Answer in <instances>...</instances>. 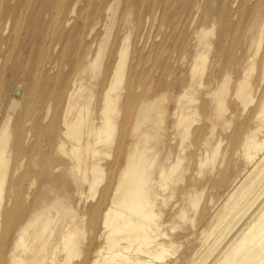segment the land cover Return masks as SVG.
Here are the masks:
<instances>
[{"label": "bare ground", "instance_id": "1", "mask_svg": "<svg viewBox=\"0 0 264 264\" xmlns=\"http://www.w3.org/2000/svg\"><path fill=\"white\" fill-rule=\"evenodd\" d=\"M119 1L107 8L105 35L95 50L77 55L80 73L67 91L58 95L50 79L42 83L39 77L46 68L36 67L33 75L39 80L31 78L28 90L19 91L24 106L17 129L11 128V116L0 127V264L5 259L8 264H75L84 246H91L86 243L88 217L103 225L104 232L97 237L105 239L92 264H179L181 245L174 228L170 226L171 233L160 230L166 225L160 220L163 210L193 227L199 210L201 218L211 215L213 225L201 229L200 247L189 253L187 264H211L220 246L212 264H264V0L241 1L234 11L230 10L234 1L227 4L229 21L223 32H215L213 20L210 26H197L190 54L176 60L183 66L177 77L168 63L178 38L166 50L174 29L150 65L132 38L127 18L124 33L108 46ZM206 17L205 13L203 22ZM166 51V63L153 81ZM166 70L180 88L172 99L158 91ZM58 76L51 78L58 82ZM63 93L60 127L54 126L55 121L49 126L57 130L58 157L52 159L53 165L40 168L39 152L24 155L29 131L25 134L23 129L30 123L26 115L37 112L42 98L60 100ZM171 101L174 106L169 111ZM17 103L14 100L13 107ZM112 154L117 163L123 161L116 170L115 165L103 163ZM191 163L192 179L214 173L212 187L223 190L220 204L212 198L207 201L214 207L219 204L214 214L207 204L201 207L205 187L186 193L182 188L174 198ZM36 167L38 176L48 178L39 183L31 178L23 190V179ZM60 167L85 186L92 199L99 195L97 205L85 209L79 219L70 216L68 223L67 205L55 206L51 187L55 177L66 183L62 172L54 175ZM48 193L53 195L51 203L45 199ZM63 198L67 200L66 193ZM182 200L186 204L179 208ZM238 225V233L229 237ZM16 227L14 244L4 249L5 239ZM86 263L87 257L80 264Z\"/></svg>", "mask_w": 264, "mask_h": 264}, {"label": "rangeland", "instance_id": "2", "mask_svg": "<svg viewBox=\"0 0 264 264\" xmlns=\"http://www.w3.org/2000/svg\"><path fill=\"white\" fill-rule=\"evenodd\" d=\"M233 1L235 4L233 9H230L231 11H234L235 7L245 0H120L117 4L115 16L112 19V23L114 22V24L110 31L108 46L111 47L115 39H118L124 33L123 27L128 19L133 28L132 38L135 39L138 49H143L144 61L145 63L147 62V65H150L157 60L161 49L174 29L166 50L169 51L172 48L173 39L178 38L168 63V70L174 67V76L177 77L181 73L183 66L181 63L176 65V60L184 53L187 56L190 54L191 39L196 27L200 24L210 26L213 20L216 23V33L218 31H225V23L229 21L226 8ZM115 4V0H0V127L4 120L11 116V128L13 127V130L17 129L18 123L22 119L21 117H23L22 111L24 106L22 100L20 101L18 97L19 91L26 87V90H28L31 78L34 77L36 80H39L37 76L33 75V70L36 67L45 66L46 68L45 73L39 77L42 83L50 79V83H52L51 87H56L58 95L63 90L64 92L67 91L69 83L73 80L75 74L78 76L80 73L81 57L78 61L77 55H84L88 49L94 51L96 45L98 46L100 38L104 37L106 31L103 23L107 21V8ZM205 13L207 17L205 18L206 21L203 22ZM96 21H99V23L94 27ZM92 27L94 29L91 31ZM179 30L181 31L180 35H178ZM228 30L230 31V27ZM144 45L145 48H143ZM167 51L159 61L158 72L154 73L153 81L157 80L160 70L163 69L166 63L168 57ZM168 70H166L165 76L158 86V91L168 94L172 99L177 96L180 88L177 84L172 83L174 81L171 78H168ZM56 75H59L58 82L51 78ZM168 81L171 84H168ZM59 98L60 100L49 98L48 96L42 98L43 100L40 103L39 109L37 112L35 111L36 114L34 112L26 115L30 123L26 124L23 129V133L25 134L29 131L23 142L25 150H27L24 155L30 156L35 152H39L37 160L39 161L40 168L53 165L52 159L58 157L55 150L57 130H51L49 126L51 122L55 121L54 126L60 127L59 118L65 94L63 93L62 97ZM14 100L18 101V103L13 107ZM58 101L60 102L58 103ZM173 106V101H171L168 106L169 111L173 110ZM47 108V118L43 121ZM35 118L39 119V122ZM200 124L201 122H198L195 126H200ZM48 156H50V160L44 161ZM116 161V156L112 154L109 157H105L103 163L104 165H115L114 168L116 170V168H119L123 164L121 159L118 160V163ZM68 165L69 163L67 162V167ZM192 166V163L189 164L190 171L186 172L187 174L185 173L184 181L177 187L178 192L174 198L177 199L179 197L182 188H185L183 192L186 193L188 190L194 188L201 189L202 187L203 189L205 187L204 196L202 195L203 199L201 198V207L207 204L209 198L214 200L213 203L219 201L220 204L223 190L212 187L213 181L216 178L214 173L211 176L210 174H206L200 180L192 179ZM37 171L38 167L31 170L30 174L23 179V190H25V186L30 182L31 178L35 177L37 183L45 181L48 178L45 175L38 176L36 174ZM61 172L66 179L65 184L59 182L60 177H55L61 175ZM54 175L55 181L51 183V187L56 195L54 196L56 197L55 206L65 208L67 205V223L70 216L75 214L79 219L85 209H88L91 205H97L99 195L92 199L88 196L85 186L81 187L78 185L74 177L69 173H64L61 167ZM231 181L232 178L229 179L224 187L229 186ZM104 182L106 180L102 182L101 186H103ZM81 191L84 192L83 196L80 194ZM64 193L67 195V200L63 198ZM48 195L50 196L45 199L47 202H50L53 195L50 193ZM174 198L173 200H175ZM184 204H186V201L182 200L179 203V208ZM219 204H216L215 207L212 204H207V208H212L211 212L214 214L218 210ZM156 205L160 208L158 201ZM163 212H160L162 213L160 220L166 225L160 227V230L171 233L170 226L174 228L178 242L181 245L177 253V257L180 260L179 264H187L186 259L189 257V253L200 247L202 235L199 232L202 228L209 230L213 225L211 215L201 218L199 210L195 216L197 227H193L186 222L178 221L174 217H168L165 210ZM247 217H249V214ZM247 217L243 219V223H240L241 225L248 221ZM86 225L90 231L86 243H91V246L90 248L86 246L87 244L84 246L83 254L73 260L75 264L83 262L85 257H87L86 264H92L93 260L97 257L98 251L105 243V239H98L97 237L104 230L101 223L91 222L88 217ZM240 227L238 225L229 237H235ZM17 228L8 234V237L4 241V249H11L16 238ZM197 239L199 240L197 241ZM188 244L189 246H187ZM226 245L227 242L222 244V246ZM220 249L215 253L214 258L210 260L211 264L219 256ZM169 260L175 261L171 257H169ZM3 264H8V259H5Z\"/></svg>", "mask_w": 264, "mask_h": 264}]
</instances>
